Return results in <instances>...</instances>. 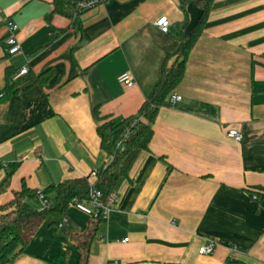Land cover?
<instances>
[{"label": "crops", "instance_id": "crops-1", "mask_svg": "<svg viewBox=\"0 0 264 264\" xmlns=\"http://www.w3.org/2000/svg\"><path fill=\"white\" fill-rule=\"evenodd\" d=\"M198 1L110 0L72 21L61 0H0V92L7 71L28 70L0 98V208L23 187L89 176L106 161L94 108L115 120L137 113L193 29ZM7 21L16 55L6 52ZM122 72L132 87L118 83ZM173 94L181 100L158 111L86 264H264V195L250 193L264 187V0L212 1ZM65 218L46 220L7 264H78L71 235L90 217L70 205ZM208 243L212 252L199 254Z\"/></svg>", "mask_w": 264, "mask_h": 264}, {"label": "trees", "instance_id": "trees-1", "mask_svg": "<svg viewBox=\"0 0 264 264\" xmlns=\"http://www.w3.org/2000/svg\"><path fill=\"white\" fill-rule=\"evenodd\" d=\"M212 1L197 2L200 15L193 29L187 36H178V47L172 55L174 61L168 66L169 58L164 60L160 79L152 95L142 103L135 115L115 120L100 116L97 108H94L95 118L99 123L100 148L106 155V161L96 170L95 176L67 179L40 191L23 187L21 192L15 193L14 198L0 208V264H7L14 254L24 250L30 238L46 220L50 225L57 227L65 217L72 199L85 200L90 190L95 189L100 192V198L105 202L116 192L124 173L137 155L148 150V143L153 134L152 124L158 111L170 106L168 99L184 77L188 55L204 29ZM58 6L62 4L57 3L56 9ZM51 74V70L45 71L35 79L36 83L46 86ZM13 75L10 71L6 73V86L0 92L4 97L14 92ZM126 131H130L129 137L123 147L118 148L117 143ZM10 174L11 172L8 173ZM37 192L53 203L49 209H28L23 206L24 198H36ZM250 193H255L259 199L264 195V187H257ZM104 221L101 217L90 218L83 233L71 235L80 252L78 264H86L90 243L97 227Z\"/></svg>", "mask_w": 264, "mask_h": 264}, {"label": "built area", "instance_id": "built-area-1", "mask_svg": "<svg viewBox=\"0 0 264 264\" xmlns=\"http://www.w3.org/2000/svg\"><path fill=\"white\" fill-rule=\"evenodd\" d=\"M64 6L65 11L69 14L70 19L76 20L81 14L84 12L90 11L98 6H103L107 4L110 0H61ZM156 26L163 32H168L169 22L166 17H161L156 21ZM5 26L9 32V35L5 38L4 44L6 46V52L8 55H16L20 52V45L14 35L17 30V25L12 23L11 21H7ZM28 70L26 67L21 68L17 73L12 76V81L18 80L21 76L27 74ZM118 83L126 86L132 87L134 85V81L131 75L128 72H122L117 76ZM3 97L0 94V98ZM181 100V97L177 94H172L169 99V105L174 106L178 101ZM130 131H126L123 135L122 139L118 141L117 147L122 148L123 143L129 137ZM225 136L228 139H231L236 142H240L242 140V135L240 132L234 129H228L225 132ZM96 170L92 171L90 176H95ZM101 194L98 190L92 189L90 190L89 196L85 200H78L77 198L72 199L71 205L74 206L78 211L87 215L90 218L101 217L102 219H106L108 215L113 211L117 197L116 193L111 194L105 202H103L100 198ZM256 197H254L255 199ZM36 201L39 204L41 210L49 209L53 203L45 198V196L37 192ZM66 224V218L64 217L61 222L58 223L57 227H61ZM122 241H127V239H123ZM213 250V244L208 243L198 249V253L201 255L210 254ZM114 264V263H110Z\"/></svg>", "mask_w": 264, "mask_h": 264}, {"label": "rangeland", "instance_id": "rangeland-1", "mask_svg": "<svg viewBox=\"0 0 264 264\" xmlns=\"http://www.w3.org/2000/svg\"><path fill=\"white\" fill-rule=\"evenodd\" d=\"M36 205H37V203H35V202L34 203H30L29 200H27V199L23 203V206L25 208H29V209H34Z\"/></svg>", "mask_w": 264, "mask_h": 264}]
</instances>
